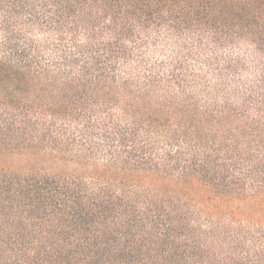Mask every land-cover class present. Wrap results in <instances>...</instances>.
Instances as JSON below:
<instances>
[{
  "label": "trees",
  "instance_id": "16d2710c",
  "mask_svg": "<svg viewBox=\"0 0 264 264\" xmlns=\"http://www.w3.org/2000/svg\"><path fill=\"white\" fill-rule=\"evenodd\" d=\"M0 264H264V0H0Z\"/></svg>",
  "mask_w": 264,
  "mask_h": 264
}]
</instances>
